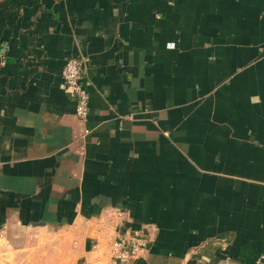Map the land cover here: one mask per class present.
<instances>
[{"label": "crops", "instance_id": "0c3cea01", "mask_svg": "<svg viewBox=\"0 0 264 264\" xmlns=\"http://www.w3.org/2000/svg\"><path fill=\"white\" fill-rule=\"evenodd\" d=\"M134 231L131 264L264 255V0L0 1V241L117 264Z\"/></svg>", "mask_w": 264, "mask_h": 264}, {"label": "built area", "instance_id": "2783aa9c", "mask_svg": "<svg viewBox=\"0 0 264 264\" xmlns=\"http://www.w3.org/2000/svg\"><path fill=\"white\" fill-rule=\"evenodd\" d=\"M87 65L88 59L83 55L69 57L61 73L66 93L76 99V115L84 122L89 115V94L83 84ZM146 241L140 231L118 236L112 242L113 258L117 264H131L146 247ZM257 264H264V255L258 258Z\"/></svg>", "mask_w": 264, "mask_h": 264}, {"label": "rangeland", "instance_id": "374dc122", "mask_svg": "<svg viewBox=\"0 0 264 264\" xmlns=\"http://www.w3.org/2000/svg\"><path fill=\"white\" fill-rule=\"evenodd\" d=\"M58 237L52 233H36L27 242L16 245L0 241V264H75L67 243Z\"/></svg>", "mask_w": 264, "mask_h": 264}]
</instances>
